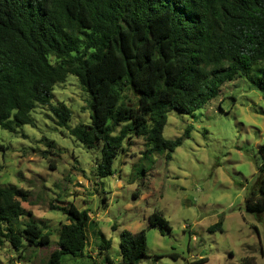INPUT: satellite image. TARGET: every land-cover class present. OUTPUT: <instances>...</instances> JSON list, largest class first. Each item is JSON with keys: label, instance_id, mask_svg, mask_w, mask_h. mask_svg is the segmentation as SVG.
Segmentation results:
<instances>
[{"label": "trees", "instance_id": "16d2710c", "mask_svg": "<svg viewBox=\"0 0 264 264\" xmlns=\"http://www.w3.org/2000/svg\"><path fill=\"white\" fill-rule=\"evenodd\" d=\"M69 74L87 92L91 110L88 124L71 128L70 107L51 101L55 85ZM236 77H244L264 100V0H0V128L17 132L34 125L31 113L47 106L57 126L99 151L98 178L113 174L115 158L134 137L146 136L150 150L170 159L182 137H163L166 113L202 108ZM125 89L130 98L122 95ZM46 145L51 148L53 141ZM259 152L258 178L245 205L250 213L264 214V146ZM29 195L14 184L0 186V245L5 241L18 251L50 244V234L34 220L20 222L32 216L21 206ZM51 208L68 222L61 224L58 247L45 264L84 256L88 211L72 203ZM147 223L169 229L156 208ZM221 225L219 220L210 230ZM97 247L111 264L110 241L102 236ZM146 249L144 229L120 232L124 264H137Z\"/></svg>", "mask_w": 264, "mask_h": 264}, {"label": "rangeland", "instance_id": "374dc122", "mask_svg": "<svg viewBox=\"0 0 264 264\" xmlns=\"http://www.w3.org/2000/svg\"><path fill=\"white\" fill-rule=\"evenodd\" d=\"M50 61L56 62L52 56ZM122 95L130 98L127 89ZM89 100L73 74L55 85L51 99L70 107L69 128L90 122ZM31 115L34 125L17 132L0 128V186L30 191L21 206L32 216L20 222L34 220L51 242L15 251L4 241L0 264H45L58 247L61 224L68 222L51 207L68 203L86 209L91 222L84 256L65 255L63 264H106L97 254L102 236L110 241L111 264H124L120 232L141 229L147 249L137 264H189L200 258L207 259L202 264H264V214L250 213L245 205L264 146V100L244 77L224 82L198 110L166 113L163 137H182L170 159L150 150L146 136L134 137L115 158L113 174L103 178L96 175V148L84 147L68 128L57 126L47 106H37ZM154 208L169 229L148 226ZM219 220L221 230H210Z\"/></svg>", "mask_w": 264, "mask_h": 264}]
</instances>
